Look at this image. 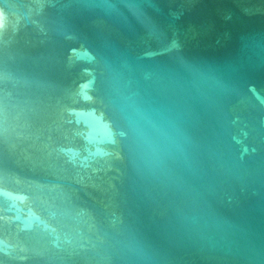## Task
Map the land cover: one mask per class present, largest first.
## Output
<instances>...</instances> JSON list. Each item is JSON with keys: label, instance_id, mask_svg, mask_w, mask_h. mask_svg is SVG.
I'll list each match as a JSON object with an SVG mask.
<instances>
[{"label": "water", "instance_id": "1", "mask_svg": "<svg viewBox=\"0 0 264 264\" xmlns=\"http://www.w3.org/2000/svg\"><path fill=\"white\" fill-rule=\"evenodd\" d=\"M0 264H264V0H0Z\"/></svg>", "mask_w": 264, "mask_h": 264}]
</instances>
